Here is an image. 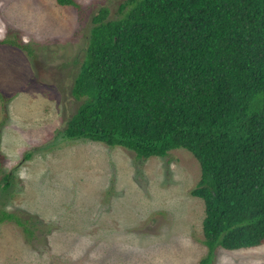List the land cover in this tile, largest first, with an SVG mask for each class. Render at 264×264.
I'll use <instances>...</instances> for the list:
<instances>
[{
  "label": "rangeland",
  "instance_id": "374dc122",
  "mask_svg": "<svg viewBox=\"0 0 264 264\" xmlns=\"http://www.w3.org/2000/svg\"><path fill=\"white\" fill-rule=\"evenodd\" d=\"M124 1L0 0V43L23 46L0 45V181L11 173L12 183L0 209L24 225L0 224V264H200L208 254L189 151L139 160L60 133L81 104L71 89L92 17L105 6L114 18ZM212 264H264V244L218 249Z\"/></svg>",
  "mask_w": 264,
  "mask_h": 264
},
{
  "label": "trees",
  "instance_id": "16d2710c",
  "mask_svg": "<svg viewBox=\"0 0 264 264\" xmlns=\"http://www.w3.org/2000/svg\"><path fill=\"white\" fill-rule=\"evenodd\" d=\"M88 38L71 89L81 104L62 137L139 160L189 151L201 167L191 195L205 204L200 264L218 249L262 246L264 0H125L114 18L105 6L93 15ZM10 181H0V201ZM5 221L24 226L0 209Z\"/></svg>",
  "mask_w": 264,
  "mask_h": 264
}]
</instances>
